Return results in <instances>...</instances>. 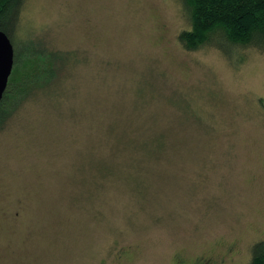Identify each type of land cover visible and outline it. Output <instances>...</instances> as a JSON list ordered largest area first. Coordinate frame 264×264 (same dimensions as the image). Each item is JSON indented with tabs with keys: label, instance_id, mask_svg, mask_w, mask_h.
Wrapping results in <instances>:
<instances>
[{
	"label": "rangeland",
	"instance_id": "rangeland-1",
	"mask_svg": "<svg viewBox=\"0 0 264 264\" xmlns=\"http://www.w3.org/2000/svg\"><path fill=\"white\" fill-rule=\"evenodd\" d=\"M186 27L177 0H23L13 49L58 53L0 129V264L249 263L264 54L188 50ZM110 128L163 150L136 166Z\"/></svg>",
	"mask_w": 264,
	"mask_h": 264
},
{
	"label": "trees",
	"instance_id": "trees-1",
	"mask_svg": "<svg viewBox=\"0 0 264 264\" xmlns=\"http://www.w3.org/2000/svg\"><path fill=\"white\" fill-rule=\"evenodd\" d=\"M184 11L188 27L178 33V40L188 50L213 47L230 57L239 48H253L264 54V0H177ZM23 0H0V29L3 30L12 45H15L14 30L18 25L19 13ZM34 50L32 45L26 51L13 49V66L7 85L0 98V129L6 123L22 97L34 91L36 76L42 71L46 77L55 72L54 58L58 51L48 47ZM48 48V49H47ZM36 62L35 70L26 72L27 62ZM113 125V122H112ZM114 126V125H113ZM112 128V126H111ZM108 135L112 144L123 147L129 153V161L139 166L141 160L156 156L160 150H145V145L138 141L132 131L120 129ZM106 176L116 174L118 166L105 162ZM103 167V166H102ZM121 171H123L121 169ZM130 175H125L128 179ZM131 188V185H130ZM132 189V188H131ZM134 189V188H133ZM248 264H264V239L251 245Z\"/></svg>",
	"mask_w": 264,
	"mask_h": 264
},
{
	"label": "water",
	"instance_id": "water-1",
	"mask_svg": "<svg viewBox=\"0 0 264 264\" xmlns=\"http://www.w3.org/2000/svg\"><path fill=\"white\" fill-rule=\"evenodd\" d=\"M13 65V45L8 35L0 29V98L7 85Z\"/></svg>",
	"mask_w": 264,
	"mask_h": 264
},
{
	"label": "flooded vegetation",
	"instance_id": "flooded-vegetation-1",
	"mask_svg": "<svg viewBox=\"0 0 264 264\" xmlns=\"http://www.w3.org/2000/svg\"><path fill=\"white\" fill-rule=\"evenodd\" d=\"M208 264V263H207Z\"/></svg>",
	"mask_w": 264,
	"mask_h": 264
}]
</instances>
